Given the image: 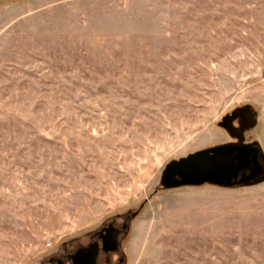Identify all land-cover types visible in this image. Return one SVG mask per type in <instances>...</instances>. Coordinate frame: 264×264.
Here are the masks:
<instances>
[{"label":"rangeland","instance_id":"rangeland-1","mask_svg":"<svg viewBox=\"0 0 264 264\" xmlns=\"http://www.w3.org/2000/svg\"><path fill=\"white\" fill-rule=\"evenodd\" d=\"M236 143L254 179L163 182ZM109 224L96 264H264V0H0V264Z\"/></svg>","mask_w":264,"mask_h":264},{"label":"water","instance_id":"water-1","mask_svg":"<svg viewBox=\"0 0 264 264\" xmlns=\"http://www.w3.org/2000/svg\"><path fill=\"white\" fill-rule=\"evenodd\" d=\"M255 122L251 114L248 125ZM237 146L222 145L193 152L179 160L168 163L162 173V180L168 186L212 182L219 185H235L239 170L250 155V150L238 146L239 155L233 156ZM97 249L90 246L79 249L73 256L74 264H96Z\"/></svg>","mask_w":264,"mask_h":264},{"label":"flooded vegetation","instance_id":"flooded-vegetation-1","mask_svg":"<svg viewBox=\"0 0 264 264\" xmlns=\"http://www.w3.org/2000/svg\"><path fill=\"white\" fill-rule=\"evenodd\" d=\"M251 114H252V112L249 110H243L241 112V117H242V119L246 125H248L247 123L251 117ZM229 122H230V119H228V118L224 119V123H225L227 130L233 134L237 133V131L229 125ZM231 145L237 146V147L233 148V150H232L231 154L233 156L239 155V152L242 151V150H239L238 146H243V147L247 148L248 150H250V152H251L250 155L245 160L243 167L239 170V172L237 174V177H236L237 183L245 182V181H249V180L254 179L262 171L261 166H260L259 161H258V150H257V148L254 146H244L242 144H237V143L231 144ZM122 230H123V227L119 229V228L113 226L112 224H109L107 227H104L100 231H98V233L96 234V238L94 240L90 241L87 245H85L83 247H79L77 250L86 249L90 246H92V247L94 246V248L97 249V255H98L99 251H103V252L111 251L117 246V237L122 232ZM77 250H76V252H77ZM74 254H73V256H74ZM97 255H96V257H97ZM73 256H72V264H74ZM58 264H61V263L58 262Z\"/></svg>","mask_w":264,"mask_h":264}]
</instances>
